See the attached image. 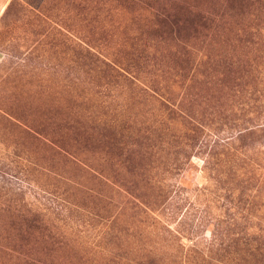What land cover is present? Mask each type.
I'll return each mask as SVG.
<instances>
[{
  "label": "rangeland",
  "instance_id": "374dc122",
  "mask_svg": "<svg viewBox=\"0 0 264 264\" xmlns=\"http://www.w3.org/2000/svg\"><path fill=\"white\" fill-rule=\"evenodd\" d=\"M263 243L264 0H0V264Z\"/></svg>",
  "mask_w": 264,
  "mask_h": 264
},
{
  "label": "trees",
  "instance_id": "16d2710c",
  "mask_svg": "<svg viewBox=\"0 0 264 264\" xmlns=\"http://www.w3.org/2000/svg\"><path fill=\"white\" fill-rule=\"evenodd\" d=\"M252 245H253V243H252ZM252 245H247L245 242L242 243V249H244V251L247 253V255H248V253L250 255H254V253H256L257 249L254 245L253 246ZM238 250H239V248H236L235 250L232 251V254H231V252L227 248L225 250V254H223V256L219 258L220 261L222 262V264H237L238 262L235 260L236 257L234 255L236 252H238Z\"/></svg>",
  "mask_w": 264,
  "mask_h": 264
}]
</instances>
